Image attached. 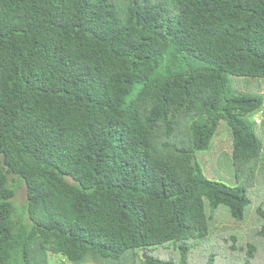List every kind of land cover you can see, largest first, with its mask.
<instances>
[{
  "label": "trees",
  "instance_id": "trees-1",
  "mask_svg": "<svg viewBox=\"0 0 264 264\" xmlns=\"http://www.w3.org/2000/svg\"><path fill=\"white\" fill-rule=\"evenodd\" d=\"M229 76L264 78V0H0V264H264V94Z\"/></svg>",
  "mask_w": 264,
  "mask_h": 264
},
{
  "label": "rangeland",
  "instance_id": "rangeland-1",
  "mask_svg": "<svg viewBox=\"0 0 264 264\" xmlns=\"http://www.w3.org/2000/svg\"><path fill=\"white\" fill-rule=\"evenodd\" d=\"M229 83L230 86L232 87L233 90L236 92L244 93V94H250V95H263L264 94V78H253V77H233L229 76ZM253 118H257L259 121L258 122H253ZM246 121L253 122V128L256 131H260L261 127V135L262 139L264 141V110L263 111H258L254 113L250 120L249 117L246 118ZM230 137V132L229 128L225 126L222 128V132L215 134L213 137L212 143L210 145V148L206 153L202 152L201 157L199 159V162L201 166L205 169V165H208V169L211 170V172L217 177H226L228 176L229 169H230V162L224 161L225 159H221L222 157L229 156V151H230V142L229 138ZM205 154V155H204ZM207 157V159L203 157ZM208 157H213L215 158V162L213 165L208 160ZM254 190V193L252 191ZM250 193L252 194V204L249 207V213L248 217L251 216V212L254 210L256 205H259L260 203L264 202V191L260 190L259 191V182L255 184V189L252 188ZM25 188L24 185H20L18 188L15 189V195H14V201L16 203H20L25 199ZM217 250L220 252V255L222 254H231V250L226 247L227 243H224L222 240H218L217 242ZM164 253V251H163ZM234 255L236 256V260L240 262V257L244 255L243 252H235ZM238 258V259H237ZM62 263L65 262V260L61 257L59 258ZM193 260H196V257L193 256ZM67 264H70L69 262ZM85 264H91V261L88 260ZM219 264H230L228 261H221ZM236 264V263H234Z\"/></svg>",
  "mask_w": 264,
  "mask_h": 264
},
{
  "label": "built area",
  "instance_id": "built-area-1",
  "mask_svg": "<svg viewBox=\"0 0 264 264\" xmlns=\"http://www.w3.org/2000/svg\"><path fill=\"white\" fill-rule=\"evenodd\" d=\"M255 121L258 122L259 120L257 118H255Z\"/></svg>",
  "mask_w": 264,
  "mask_h": 264
},
{
  "label": "bare ground",
  "instance_id": "bare-ground-1",
  "mask_svg": "<svg viewBox=\"0 0 264 264\" xmlns=\"http://www.w3.org/2000/svg\"><path fill=\"white\" fill-rule=\"evenodd\" d=\"M254 121H255V119H254ZM256 122V121H255Z\"/></svg>",
  "mask_w": 264,
  "mask_h": 264
},
{
  "label": "clouds",
  "instance_id": "clouds-1",
  "mask_svg": "<svg viewBox=\"0 0 264 264\" xmlns=\"http://www.w3.org/2000/svg\"><path fill=\"white\" fill-rule=\"evenodd\" d=\"M255 119V118H254Z\"/></svg>",
  "mask_w": 264,
  "mask_h": 264
}]
</instances>
